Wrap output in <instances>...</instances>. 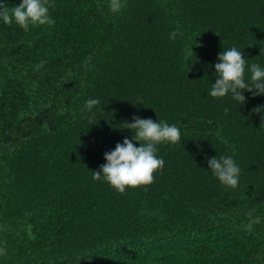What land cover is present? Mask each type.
<instances>
[{
    "label": "trees",
    "instance_id": "16d2710c",
    "mask_svg": "<svg viewBox=\"0 0 264 264\" xmlns=\"http://www.w3.org/2000/svg\"><path fill=\"white\" fill-rule=\"evenodd\" d=\"M107 3L50 0V26L0 24V264H264V95L206 94L224 48L264 65V0ZM134 115L181 140L121 193L93 171ZM216 154L234 155L236 188L207 170Z\"/></svg>",
    "mask_w": 264,
    "mask_h": 264
},
{
    "label": "clouds",
    "instance_id": "9594fccd",
    "mask_svg": "<svg viewBox=\"0 0 264 264\" xmlns=\"http://www.w3.org/2000/svg\"><path fill=\"white\" fill-rule=\"evenodd\" d=\"M125 5V0H108L107 7L113 14H119ZM50 0H19L18 4L9 7L5 0H0V24H15L24 31L30 26L52 25L55 21L49 14ZM175 31L169 34V39L175 38ZM215 81L210 82L206 94L209 97L230 98L243 105L246 101L244 91L253 96L264 95V65L247 63L242 50L227 47L221 50L214 64ZM247 77V78H246ZM254 90V91H253ZM100 99L90 97L85 100L82 111L91 119L100 108ZM228 111L227 108L224 109ZM123 127L130 130L131 138L125 136L122 142H117L113 149L104 153V163L99 171H93L94 178L102 179L118 192H124L126 187L148 185L153 181L154 172L163 167L162 157L157 155L158 146L174 145L181 140V131L175 124L164 120L134 115L129 121H124ZM138 142V145L133 143ZM207 170L211 172L221 185L234 189L238 186L240 166L234 155L211 156L207 159ZM261 223V217L247 214L244 227L251 231L254 225ZM3 249H0V253Z\"/></svg>",
    "mask_w": 264,
    "mask_h": 264
}]
</instances>
